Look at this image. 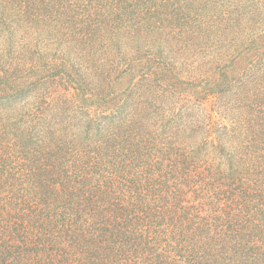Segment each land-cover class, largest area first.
I'll return each mask as SVG.
<instances>
[{"label":"trees","instance_id":"trees-1","mask_svg":"<svg viewBox=\"0 0 264 264\" xmlns=\"http://www.w3.org/2000/svg\"><path fill=\"white\" fill-rule=\"evenodd\" d=\"M211 1L0 0V264H264V0Z\"/></svg>","mask_w":264,"mask_h":264},{"label":"rangeland","instance_id":"rangeland-1","mask_svg":"<svg viewBox=\"0 0 264 264\" xmlns=\"http://www.w3.org/2000/svg\"><path fill=\"white\" fill-rule=\"evenodd\" d=\"M216 1L218 2L217 5L215 4L216 3L215 1H211V4L209 5V8H208V9H210L209 10V18L212 17L210 22L213 23V24H218V23H214L213 22L214 16L215 15L219 16V14L221 12V8H223V6H225L226 4L229 3L227 0H216ZM201 2L202 3H204V2L206 3V0H197L196 5H199ZM213 10H214V13L211 15ZM208 25H209V22H208ZM257 31H260V29L257 30ZM263 43H264V40H263ZM255 46L259 47V49H263V45H261V43H258V45H255ZM245 64H246V62L242 58H240L238 61H234V63L230 66V68L231 69H236V70H231L232 71L231 74L236 76L240 71H242V69L245 66ZM216 104H217V102L213 98H210V99H208L206 101H203V105H210V108H212V105H216ZM219 105H222L221 101H219Z\"/></svg>","mask_w":264,"mask_h":264}]
</instances>
